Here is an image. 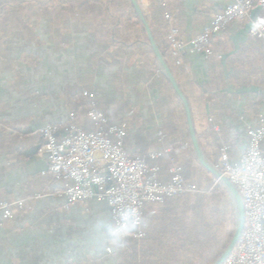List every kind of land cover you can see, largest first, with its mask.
Masks as SVG:
<instances>
[{"label": "crops", "instance_id": "crops-1", "mask_svg": "<svg viewBox=\"0 0 264 264\" xmlns=\"http://www.w3.org/2000/svg\"><path fill=\"white\" fill-rule=\"evenodd\" d=\"M80 1L31 0L30 8L0 21V201L26 199L11 217L0 214V264H116L115 251L95 248L103 225L111 226L108 203L69 202L53 192L55 183L43 174L48 161L39 151L42 126L63 127L74 112V123L91 129L81 88L94 90L111 123L126 121L128 154L171 146L176 158L180 152L186 155L183 115L161 77L148 68L144 48L103 39L94 9L69 8ZM160 2L148 0L143 11L158 42L166 45ZM165 2L171 24L185 41L179 66L166 53L188 101L197 140L211 162L227 145L230 159L238 163L248 130L264 119V41L249 34L248 21H231L212 38L210 55L192 51L189 41L229 0ZM258 11L252 9L251 15ZM160 162L163 177L166 165ZM171 206L143 207L148 232L143 249L168 240L159 232Z\"/></svg>", "mask_w": 264, "mask_h": 264}, {"label": "built area", "instance_id": "built-area-1", "mask_svg": "<svg viewBox=\"0 0 264 264\" xmlns=\"http://www.w3.org/2000/svg\"><path fill=\"white\" fill-rule=\"evenodd\" d=\"M165 6V3L162 4ZM260 12L251 16V11ZM170 19L168 12L164 13ZM249 21V34L264 41V0H230L217 14L209 27L189 41L193 50L210 55V38L224 30L229 21ZM173 64L182 62L185 41L179 29L170 26L166 35ZM86 118L91 129L85 130L69 122L60 127L45 124L41 128L42 145L46 154L49 174L55 183L54 192L64 195L69 202L87 203L102 200L110 207L111 226L140 239L145 236L142 225L143 207L162 204L165 200L197 192L196 185L183 176V165L171 155L170 146L144 155H128L125 148L126 123L109 122L98 107L95 94L83 91ZM62 131V136L57 133ZM160 137L159 140H161ZM264 119L248 130V145L238 163L227 152L219 149L216 168L237 188L243 201L245 224L233 251L221 264H264ZM166 165L165 176L160 160ZM26 199L1 200L0 214L11 217L25 207ZM112 253L114 249L107 250Z\"/></svg>", "mask_w": 264, "mask_h": 264}, {"label": "trees", "instance_id": "trees-1", "mask_svg": "<svg viewBox=\"0 0 264 264\" xmlns=\"http://www.w3.org/2000/svg\"><path fill=\"white\" fill-rule=\"evenodd\" d=\"M30 3L31 0H0V21L30 8ZM44 4L45 2L42 3L43 6ZM76 7L85 8L87 11L94 9L97 13L98 32L103 39L126 48H144V53L149 57L148 68L158 70L145 28L130 0H82L69 8ZM146 19L148 21L147 17ZM151 32L176 78L175 69L168 61L167 43L161 45L152 29ZM159 76L183 115L184 138L187 143L184 147L187 161L183 176L190 179L201 191L191 196L182 195L165 200V204L171 203L172 210H168L167 222H164L159 236L168 240L159 247L146 246L143 249V241L147 239L148 232L140 239L126 238L125 248L116 253V264H213L232 235L231 230L226 239L223 234L227 224L234 223V208L223 184L218 181L213 185V177L198 163L190 143L182 102L160 71ZM171 116L169 114L168 118L171 119ZM194 167L200 168V172Z\"/></svg>", "mask_w": 264, "mask_h": 264}, {"label": "water", "instance_id": "water-1", "mask_svg": "<svg viewBox=\"0 0 264 264\" xmlns=\"http://www.w3.org/2000/svg\"><path fill=\"white\" fill-rule=\"evenodd\" d=\"M136 14L138 15L141 23L143 24L146 35L148 38L149 46L154 54V57L156 59L157 67L160 70V72L163 74V76L169 81L171 84L173 90L177 94V96L180 98L184 112H185V119L187 124V129L189 133L190 142L192 145V150L194 155L197 158L198 163L206 169L214 178H217L225 187L228 197L230 199V202L234 208V229L232 236L224 248L223 252L219 255V257L216 259V261L213 264H221L225 258L231 253V251L234 248V245L236 243L237 238L242 232V229L244 227L245 223V215H244V207H243V201L242 198L236 189V187L231 183V181L223 176L214 166V164L206 157L204 154L194 131L192 118H191V112L189 108L188 101L184 94L182 93L179 84L175 77L173 76L167 62L163 58L161 52L159 51V48L153 38L151 29L148 25V22L144 16V13L138 3L137 0H130Z\"/></svg>", "mask_w": 264, "mask_h": 264}, {"label": "rangeland", "instance_id": "rangeland-1", "mask_svg": "<svg viewBox=\"0 0 264 264\" xmlns=\"http://www.w3.org/2000/svg\"><path fill=\"white\" fill-rule=\"evenodd\" d=\"M138 1V3H139V5H140V7H141V9H142V11H143V7H144V5H145V3L148 1V0H137ZM230 1V0H229ZM163 3H165V6H163L162 4ZM229 4V3H228ZM227 4V5H228ZM226 5V6H227ZM160 6L162 7L161 8V10L159 11V13H160V15H161V21L164 23V28L166 29V32H165V34H164V40H165V42L167 43V50H168V56L171 58V55H170V53H169V44H168V42H167V39H166V35H167V33H168V30H169V28H170V26H175V25H173V24H171V19H172V15H171V12L168 10V8H167V3L165 2V0H161V2H160ZM40 8V7H39ZM24 10V9H23ZM224 10V9H223ZM257 10H259V8L257 9ZM165 12H168L169 14H170V19L169 20H166L165 19V17H164V13ZM258 12H260V10L258 11ZM257 12V13H258ZM143 13H144V11H143ZM144 16H145V14H144ZM216 16V15H215ZM214 16V17H215ZM252 17H253V15H251ZM213 17V18H214ZM146 18V17H145ZM147 20V19H146ZM213 20V19H212ZM211 20V21H212ZM243 21H245V20H243ZM246 21H248V20H246ZM148 22V21H147ZM229 22H231V21H229ZM228 22V23H229ZM211 23V22H210ZM227 23V24H228ZM248 23H249V21H248ZM226 24V25H227ZM149 25V24H148ZM210 25V24H209ZM209 25H208V27H209ZM150 27V26H149ZM176 27V26H175ZM226 27V26H225ZM207 28V27H206ZM205 28V29H206ZM225 29V28H224ZM204 31V29L199 33V34H201L202 32ZM180 32V31H179ZM199 34H197L195 37H197ZM180 36H181V38H182V35H181V33H180ZM215 35H213L211 38H210V43H209V46H210V48H211V50H212V47H211V41H212V38L214 37ZM252 36V35H251ZM195 37H193V38H195ZM255 37V36H254ZM192 38V39H193ZM183 39V38H182ZM191 39V40H192ZM260 39V38H259ZM262 40V39H261ZM183 41H184V39H183ZM172 62H173V60H172ZM182 63V62H181ZM169 66V65H168ZM179 66V65H178ZM170 68V67H169ZM158 75H159V69L158 70H154ZM176 79V78H175ZM83 91H87V92H92V93H94L95 94V92H94V90H92V89H89V88H81V90H80V92H79V96H80V98H81V106L84 108L83 109V111H84V114H85V116H86V103H85V100L83 99V96H82V93H83ZM95 98H96V95H95ZM96 101H97V103H98V100H97V98H96ZM98 107L101 109V111H103L104 112V110L99 106V104H98ZM73 114H74V116L76 117V114L74 113V112H72ZM104 114H105V112H104ZM106 115V114H105ZM107 116V115H106ZM108 118V117H107ZM88 120V119H87ZM108 120H109V118H108ZM185 121H186V119H185ZM110 122V121H109ZM119 122H125L126 123V121H119ZM81 127V126H80ZM82 128V127H81ZM84 129V128H83ZM126 132H127V123H126ZM126 137V136H125ZM160 137H162L163 138V135H161ZM191 143V142H190ZM42 145V144H41ZM185 145H187V143L185 144ZM192 146V145H191ZM125 148V147H124ZM170 148H171V146H170ZM172 150V149H171ZM153 151H157V150H153ZM229 150H227V152H228ZM127 152V151H126ZM148 152H150V151H147V152H145V153H143V154H141V155H144V154H147ZM128 154V153H127ZM179 155H180V157L177 159L176 158V156L174 155V154H172L171 153V155L175 158V160L177 161V162H180L182 165H183V171H184V167H185V164H186V161H187V157H186V155L184 154V153H178ZM218 154H219V152H218ZM229 154V153H228ZM230 156V155H229ZM186 157V158H185ZM218 159V158H217ZM213 163V162H212ZM216 163H217V160H216V162H214L213 164H214V166L216 165ZM163 166V165H162ZM216 167V166H215ZM166 168V167H165ZM194 169L196 170V171H198V172H200V168H198V167H194ZM217 169V168H216ZM206 170V169H205ZM218 170V169H217ZM219 171V170H218ZM220 172V171H219ZM221 173V172H220ZM211 175V174H210ZM212 176V175H211ZM224 176V175H223ZM213 177V176H212ZM226 177V176H225ZM219 180L217 179V178H214L213 177V185L214 184H216L217 182H218ZM232 183V182H231ZM233 184V183H232ZM234 185V184H233ZM235 186V185H234ZM197 187V186H196ZM237 189V188H236ZM199 191H201L198 187H197V192H195V193H198ZM54 192V191H53ZM55 193V192H54ZM195 193H187V194H184L185 196L186 195H193V194H195ZM240 194V193H239ZM180 196H182V195H180ZM175 198V197H174ZM245 224V223H244ZM244 228V227H243ZM144 229V228H143ZM233 229H234V223L232 224L231 222H229L228 224H227V226H226V229H225V232H224V236H225V239L227 238V235H228V232L231 230L232 231V233H233ZM243 230V229H242ZM144 231H145V229H144ZM145 234H146V231H145ZM232 236V235H231ZM240 236V235H239ZM126 238H132V237H130V236H128V237H126ZM231 238V237H230ZM238 239V238H237ZM230 240V239H229ZM237 241V240H236ZM228 244V243H227ZM235 245H236V243H235ZM235 245H234V247H235ZM125 248V246H123L122 248H119V249H114V251H115V253H118V252H120V251H122L123 249ZM234 249V248H233ZM233 251V250H232ZM231 251V252H232ZM109 253V252H108ZM113 253V252H112ZM228 257V256H227ZM226 259V258H225Z\"/></svg>", "mask_w": 264, "mask_h": 264}, {"label": "clouds", "instance_id": "clouds-1", "mask_svg": "<svg viewBox=\"0 0 264 264\" xmlns=\"http://www.w3.org/2000/svg\"><path fill=\"white\" fill-rule=\"evenodd\" d=\"M99 234L100 242L95 245L97 252L122 248L126 242L127 232L110 225H103V231Z\"/></svg>", "mask_w": 264, "mask_h": 264}]
</instances>
